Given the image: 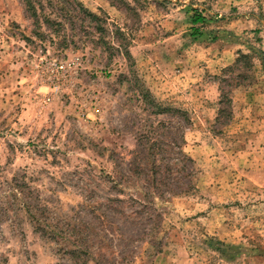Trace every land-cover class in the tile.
<instances>
[{"label":"rangeland","instance_id":"374dc122","mask_svg":"<svg viewBox=\"0 0 264 264\" xmlns=\"http://www.w3.org/2000/svg\"><path fill=\"white\" fill-rule=\"evenodd\" d=\"M0 264H264V0H0Z\"/></svg>","mask_w":264,"mask_h":264},{"label":"trees","instance_id":"16d2710c","mask_svg":"<svg viewBox=\"0 0 264 264\" xmlns=\"http://www.w3.org/2000/svg\"><path fill=\"white\" fill-rule=\"evenodd\" d=\"M90 14V16L92 17V18H96L97 16L95 15V14H93V13H89ZM204 22V17H203V15L201 14V13H199V11H198V9H194L193 10V16H192V24H193V29H192V34L194 35V36H198L199 34H201L200 33V29H197L196 28V26L198 25V24H201V23H203ZM242 58H245V59H247L248 58V56H242ZM240 61V59H237V63Z\"/></svg>","mask_w":264,"mask_h":264}]
</instances>
